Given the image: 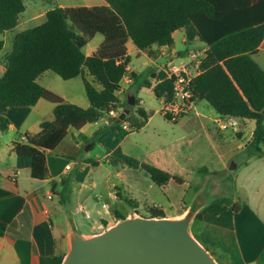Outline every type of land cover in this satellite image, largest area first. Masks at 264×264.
Instances as JSON below:
<instances>
[{
    "label": "crops",
    "instance_id": "0c3cea01",
    "mask_svg": "<svg viewBox=\"0 0 264 264\" xmlns=\"http://www.w3.org/2000/svg\"><path fill=\"white\" fill-rule=\"evenodd\" d=\"M54 1V5L66 6L56 0ZM81 1L79 4L67 6L106 4L104 0ZM204 1L207 3L205 7L191 6L189 13L191 15L190 19H192L190 20V26L200 29L205 36L213 37L235 28L255 27L264 24V0ZM24 3L25 9L19 14L18 24L13 29L0 35V39L3 41L0 49V75L5 70V59L12 49L15 35L22 30L42 23L46 18V12L54 6L44 0H24ZM101 36L100 41L86 51H84V47L94 37L85 44L82 50L86 56L94 52L102 43L103 35ZM177 36L181 43L191 44L193 48L183 52L177 50L174 44L169 47L153 44L146 50H139L131 40H128L126 42L127 54L130 56V62L127 65L128 73H140L150 66H157L158 68L169 66L180 59L187 60L189 51L195 49L208 51L210 48L209 41L203 40L199 35H195L189 40L185 34V26H181L173 32L174 43ZM180 52H183V54L180 55ZM253 58L264 67V36L259 42L257 52L253 55ZM78 77L84 85L81 75L67 80H72L77 85L75 78ZM84 77L96 88H101V85L86 70ZM37 82L57 92L65 101L84 108L89 106L85 88L84 95L79 91L59 92L52 86V75L48 73V70L37 77ZM130 83L128 75H125L120 82L121 88L117 91V95L121 102H123V92L131 90ZM142 89L137 94L140 98L139 106L151 113L142 128L129 131L123 137H120L117 131L106 133L104 134L105 137L101 135L98 138L99 144L107 145L108 138L113 137L112 144L104 155L96 156L95 159L99 160L98 164H92L84 162V159H90L88 153H82L84 139L92 138L102 128V125L104 126L107 123L108 117H115V115L110 113L98 121L86 123L79 129L70 127L56 148L47 151V173L41 180L33 178L29 168L17 167L15 142L19 141L17 139L18 135L24 133L37 134L40 131L41 122L53 120L54 104L40 98L31 106L6 107L0 100V115L9 120L8 129L0 131V228H3L0 233V264H54L55 255L63 252L65 254L67 250V217H74L77 225L80 224L76 219V215L81 216L83 219L92 218L93 221L88 226V232L80 230L81 233L88 235L100 232L106 226L116 222L119 218L118 214L122 215V213L115 204L123 201H130L131 210L122 216L129 215L133 209L143 203L158 205V208H161L166 216H175L183 211L185 204L180 212L167 213L163 205L157 202L154 196L151 197L147 191L140 190L137 184L128 179L126 173L129 168L133 167L107 165L101 161L102 158L108 161L110 153L119 147L125 154L150 162L176 174L168 168L164 151L166 146L172 148L176 145L178 138L137 155L131 154V145L125 143L130 134L146 133L147 130H150L151 122L156 114L166 119L159 112V107L154 108V111H152L151 107L146 106V101L140 94ZM119 109L113 110L114 113L119 114ZM195 109L196 113L200 111L213 121L212 116L215 111L206 101H196ZM253 126V122H248L243 127L240 123L238 131H242V134L236 136L235 139L233 138L232 144L225 143L226 146L230 144V149L223 150V152L217 149V142L213 140V134L205 127H202V135L197 140V143H199L206 139L213 145L216 153L211 160L208 159L203 164L207 165L209 171H221L220 174L228 167L231 158L234 156L233 150L242 148L239 163L229 173L230 186L225 185V182L222 181L223 177L219 184L213 186L210 195L213 192L215 193L216 190H219V194L216 193L212 201L208 199L207 203L199 210L201 219L197 220L200 224L199 232L206 234H203L204 237L208 240L212 251L220 257L222 264H264V153L250 158H246L243 154L244 145L251 137ZM191 140L193 141L194 138L192 137ZM90 145L87 149L90 148ZM75 167L76 170L70 184L71 194L69 200L62 204L59 188H56L54 192L51 182H59L62 176L71 173ZM225 175L229 176L228 173ZM170 181L174 180L156 185L162 187L165 194L164 190ZM154 184V182L150 183L149 187L154 186ZM119 186H122L131 196H122ZM219 186L222 189H219ZM165 195L167 197L166 202L170 204L168 195ZM219 196L230 198L233 203L237 204L236 209L218 203L216 198ZM71 200L74 208L67 207ZM103 203L106 204L105 207L102 206ZM80 204L89 211V217L76 210ZM205 208L208 209L204 212ZM63 242L64 246L62 247Z\"/></svg>",
    "mask_w": 264,
    "mask_h": 264
},
{
    "label": "trees",
    "instance_id": "16d2710c",
    "mask_svg": "<svg viewBox=\"0 0 264 264\" xmlns=\"http://www.w3.org/2000/svg\"><path fill=\"white\" fill-rule=\"evenodd\" d=\"M44 1L54 5L53 0ZM104 1L106 4L94 6L62 7L55 4L46 12L42 23L15 35L12 49L5 59V70L0 75V100L6 107L31 106L40 98L54 104V119L41 122L37 134L18 135L19 141L15 142L18 168H29L33 178L43 179L47 173V151L56 148L69 128L79 129L86 123L98 121L111 110L129 108V113L119 122V115L109 116L96 134L117 130L123 137L129 131L142 128L151 113L139 106V90L147 88L157 99L170 100L174 95V77H168L157 66H150L140 73H128L130 56L126 42L131 40L139 50H146L153 44L169 47L174 44L173 32L181 26H185L189 40L199 35L210 45L200 63V72L192 80L195 101H206L218 114L238 117L242 127L253 122L251 137L244 145L243 154L250 158L264 153V67L253 58L264 36V24L239 27L208 37L200 29L190 26L191 6L205 7L207 3L204 0ZM24 9V0H0V35L18 24L19 14ZM97 33L103 35V41L86 56L82 48ZM2 45L0 39V49ZM46 70L53 71L64 80L81 75L89 106L84 108L65 101L38 83L37 77ZM85 70L101 85L100 89L84 77ZM125 75L129 76L134 89V111L132 105L127 101L121 102L117 95ZM125 122L128 123L126 128L123 126ZM8 127L9 120L0 115V131H6ZM236 134L240 136L242 131ZM107 160L113 166L141 168L157 185L168 180L177 184L184 182L182 177L125 154L119 147L110 153ZM84 162L98 164L99 160L87 158ZM220 172L209 171L204 165L198 168V173L203 175ZM72 177L73 171L62 176L59 182H51L54 192L59 188L62 204L69 200ZM216 201L234 210L237 207L227 196H219ZM149 212L151 216L165 215L161 208L153 206ZM200 219L201 213L198 212L195 221ZM2 230L0 228V233ZM63 255L64 252L55 255L54 264H60Z\"/></svg>",
    "mask_w": 264,
    "mask_h": 264
},
{
    "label": "rangeland",
    "instance_id": "374dc122",
    "mask_svg": "<svg viewBox=\"0 0 264 264\" xmlns=\"http://www.w3.org/2000/svg\"><path fill=\"white\" fill-rule=\"evenodd\" d=\"M56 1L66 6L75 5L82 2L81 0H56ZM53 2L55 1L53 0ZM101 38L102 36L100 34H97L84 47V51H86L89 47L95 46L100 41ZM174 47L179 51H185L189 48L190 49L193 48V45L191 44L186 45L181 43L177 36L176 41L174 43ZM48 73H51L52 75V82H53L52 86L54 87L55 90L64 93L65 92L69 93L68 91H73V92L79 91L84 95V85L80 82L81 81L80 77L75 78L77 80V85H75L74 81L64 80L51 70H48ZM130 86H131L130 88L131 90L130 89H129L130 91L125 90L122 94L123 101H127L128 97L129 96L131 97L134 93V89L131 83ZM140 94L145 99L146 106L151 107L152 111H154V108L161 106V102H159V99L153 96V94L150 92L149 89L147 88L142 89ZM140 104H142V102H140ZM135 108L136 106L132 105L133 111ZM123 109L124 108H120L119 109L120 112H122ZM133 111H131V113H133ZM130 114L128 116H130ZM177 120H178L177 123H173L162 118L159 114H156L151 122L152 124L150 125L151 126L150 130H147L146 133L139 132L138 134L137 133L130 134V136L127 138V141L125 140L126 144L131 145L130 148L131 154L137 155V154H141L145 150H149L160 144H167V142H171L173 141V139L178 138V143L176 145H174L172 148H168V146H166L164 151L166 154L165 162L168 168H170V170L176 173L177 176L182 177L184 179L183 184H179V183L177 184L174 181H170L168 186L165 188L164 192H166L165 194L168 195L170 199V204L166 202L167 197L163 193L162 187H159L156 184H154V186L149 187V184L152 183V181L144 170L129 168L126 172L129 177L128 179L131 182L137 184L140 190L143 189L147 191V193L151 197L154 196L155 200H157V202H160L163 205L167 213L180 212L182 208H184L182 207L184 206V204L187 205L191 203L193 199V193L195 194L197 191L203 188H207V190L211 193L213 186L219 184L222 177L223 180H225L224 181L225 185L227 184V186L229 187L231 181L229 173H231V171L234 170L233 168L235 167V165L239 163L240 155L242 152V148H235L233 150L234 156L231 158L228 167H226L223 173L221 174L218 173V174L203 175L202 173H198V168L203 165L205 166V164L203 163H205L206 160L208 159L211 160L212 156H214V154L216 153L213 145L210 142H208L206 139L197 143V140L202 135L201 132H203L202 127H205L206 129H208V131H210L213 134V138H214L213 140L217 142L216 146L220 152H223V150L226 151L230 149V144L229 146H226L225 143L232 144L233 143L232 139L233 138L235 139L238 130L229 129V130H225L226 132H222V130L219 129L208 116L200 113V111L196 113L195 111L191 110L188 113L181 115ZM106 133L105 132L100 134L97 133L93 135L92 138H85L84 139L85 142L82 146V153L84 152L88 153V155L92 159L97 158L96 156L104 155L107 152V149L111 146L113 137L108 138L109 140L108 144L104 146L103 144L98 143V138H100L101 135L105 137L104 134ZM192 137L194 138L193 141L191 140ZM223 139H228V140H223ZM235 141L234 143H236ZM89 144H91L90 148L87 149ZM262 148L264 149V146H262ZM101 161L109 165L106 159L102 158ZM75 170L76 167L73 170V174L75 173ZM226 173H228L229 176H226L225 175ZM119 187L122 196H127V195L131 196L127 193V191L123 189L122 186ZM196 188L199 189L195 190ZM219 189H222L221 186H219ZM216 193L219 194V190H216L215 193L213 192L212 195L209 196L210 201H212ZM72 203L73 202L71 200V203H68L67 207L69 208L71 206L72 208H74V204ZM130 204L131 203L128 201H123L115 205L119 208L122 215H125L127 211L131 210ZM151 206L158 208V205L157 206L154 204L148 205L147 203H143L142 205L137 206L136 209H133L130 213L136 212L139 215H143L147 217L150 215L149 208ZM207 209L208 208H205V210L203 211L205 212ZM76 219L80 224L78 225L79 226L78 229L81 230L82 232H88L89 230L88 226L93 221V219L92 218L83 219L81 218V216H77V215H76ZM199 227L200 224L197 221H194L192 224L193 233L195 234L197 239L213 254V256L218 260V262L221 263L220 257L212 251L211 246L208 243V240H206V238L204 237V235L206 234L204 233L201 234L199 232ZM63 246H64V242L62 243V247Z\"/></svg>",
    "mask_w": 264,
    "mask_h": 264
},
{
    "label": "water",
    "instance_id": "95a60500",
    "mask_svg": "<svg viewBox=\"0 0 264 264\" xmlns=\"http://www.w3.org/2000/svg\"><path fill=\"white\" fill-rule=\"evenodd\" d=\"M127 102L134 105V95ZM128 113L129 108L123 109L117 122ZM209 196L203 188L175 216L133 212L88 235L80 232L74 217H67L68 246L60 264H221L192 231Z\"/></svg>",
    "mask_w": 264,
    "mask_h": 264
},
{
    "label": "built area",
    "instance_id": "2783aa9c",
    "mask_svg": "<svg viewBox=\"0 0 264 264\" xmlns=\"http://www.w3.org/2000/svg\"><path fill=\"white\" fill-rule=\"evenodd\" d=\"M206 52L207 51L204 49L189 51L187 60L180 59L178 62L160 68L167 73L168 77H174V95L172 99H159L161 102L159 112L163 116H168L171 120H176L181 115L186 114L191 110L196 112V101L191 86L193 78L200 72V63L205 57ZM110 113L118 116L113 110H111ZM212 119L215 125L222 131L229 129L238 130L240 125L239 118L231 115H221L215 112ZM123 126L126 128L127 123L125 122ZM102 206L105 207L106 204L103 203ZM76 210L86 217H89L90 215L89 211L82 204L78 205Z\"/></svg>",
    "mask_w": 264,
    "mask_h": 264
}]
</instances>
